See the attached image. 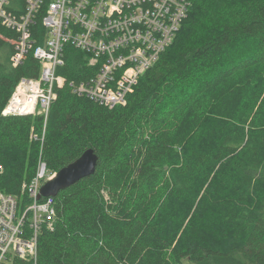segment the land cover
I'll return each instance as SVG.
<instances>
[{
    "label": "trees",
    "instance_id": "obj_1",
    "mask_svg": "<svg viewBox=\"0 0 264 264\" xmlns=\"http://www.w3.org/2000/svg\"><path fill=\"white\" fill-rule=\"evenodd\" d=\"M187 1L126 104L74 92L97 68L67 44L47 120L2 113L41 64L30 52L13 66L19 34L0 24V191L25 205L40 160L53 172L98 154L93 174L54 196L36 260L6 264H264V0ZM34 35L42 44L40 21Z\"/></svg>",
    "mask_w": 264,
    "mask_h": 264
},
{
    "label": "built area",
    "instance_id": "obj_2",
    "mask_svg": "<svg viewBox=\"0 0 264 264\" xmlns=\"http://www.w3.org/2000/svg\"><path fill=\"white\" fill-rule=\"evenodd\" d=\"M0 0V24L18 32L11 42L12 65L21 64L31 52L41 64L40 75L22 77L3 115L42 114L47 120L57 90L66 79L58 73L66 63V45L83 50L96 73L71 83L74 92L108 107L126 104L127 96L160 54L172 43L184 18L187 0ZM18 5L17 11L13 7ZM45 28L38 44L37 22ZM57 171L40 160L27 184L29 201L0 191V264L12 256L36 260L38 235L46 225L54 228L55 197L38 198L41 187Z\"/></svg>",
    "mask_w": 264,
    "mask_h": 264
},
{
    "label": "water",
    "instance_id": "obj_3",
    "mask_svg": "<svg viewBox=\"0 0 264 264\" xmlns=\"http://www.w3.org/2000/svg\"><path fill=\"white\" fill-rule=\"evenodd\" d=\"M97 162L98 154L93 148H88L79 158L58 170L52 178L47 180L41 187L38 198L56 196L62 189L93 174Z\"/></svg>",
    "mask_w": 264,
    "mask_h": 264
},
{
    "label": "rangeland",
    "instance_id": "obj_4",
    "mask_svg": "<svg viewBox=\"0 0 264 264\" xmlns=\"http://www.w3.org/2000/svg\"><path fill=\"white\" fill-rule=\"evenodd\" d=\"M235 258L241 259L245 264H254L253 262H251L250 260H247L245 257L241 255H235Z\"/></svg>",
    "mask_w": 264,
    "mask_h": 264
}]
</instances>
